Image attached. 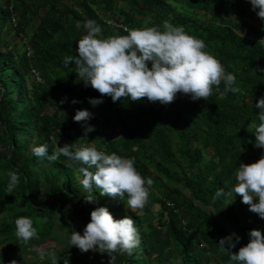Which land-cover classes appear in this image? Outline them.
I'll return each instance as SVG.
<instances>
[{"label": "trees", "instance_id": "16d2710c", "mask_svg": "<svg viewBox=\"0 0 264 264\" xmlns=\"http://www.w3.org/2000/svg\"><path fill=\"white\" fill-rule=\"evenodd\" d=\"M87 19L96 20L105 37L165 21L182 26L205 41V50L235 74L242 91L225 94L222 82L207 100L178 94L169 104L147 98L113 102L104 95L103 103L93 106L89 98L102 94L86 87L75 65L64 62L78 54ZM16 38L26 45L22 52ZM261 69L264 21L250 0H0V259L59 234H82L91 211L106 206L116 219L132 216L141 234L140 246L131 255L117 254L115 264H229L221 238L241 236L235 252L249 242L250 230L264 235V218L239 194L213 199L218 189L234 188L240 163L264 156L254 144L261 123L254 103L264 96ZM78 109L95 110L88 121L94 131L86 134L83 122L73 119ZM43 144L49 154L58 144H93L134 157L140 174L154 182L148 204L131 210L124 203L127 195L123 202L84 189L79 164L32 154ZM10 171L20 174L12 193ZM89 195L93 202L85 199ZM20 216L30 217L37 229L38 238L29 243L16 236ZM55 253L58 264L110 261L107 253L72 245Z\"/></svg>", "mask_w": 264, "mask_h": 264}, {"label": "clouds", "instance_id": "9594fccd", "mask_svg": "<svg viewBox=\"0 0 264 264\" xmlns=\"http://www.w3.org/2000/svg\"><path fill=\"white\" fill-rule=\"evenodd\" d=\"M250 4L257 16L264 20V0H250ZM83 27L86 34L78 40V54L65 57L64 62L75 65L76 73L86 87L91 86L102 94L99 98H89L93 106L103 103L104 95L110 96L113 102L122 98L130 101L147 98L150 102L169 104L178 94L188 95L193 101L207 100L222 82L225 94L242 91L235 74L228 72L217 57L205 50V41L189 34L182 26L165 21L162 26L129 28L125 30L127 34L107 37L94 19L84 21ZM78 102L72 100V103ZM254 107L258 109L261 121L255 130L254 144L264 149V96L254 103ZM93 115L88 109H78L73 119L83 122L87 134L95 130L88 123ZM32 154L53 162L59 161L61 156L67 157L80 165V183L84 189L92 191L96 188L101 195L123 202L127 195L124 203L128 209L142 210L149 202L154 182L140 174L134 157H123L116 152L109 154L93 144L82 148L74 144H58L52 154L48 152V145L43 144L34 146ZM8 177L7 188L12 193L20 184V174L10 171ZM235 179L237 183L230 192L225 193L220 188L213 199L224 195L230 197L234 192L250 206L251 211L264 218V156L250 164L240 163ZM85 199L93 202L94 196ZM90 217L82 234L74 231L70 236L71 245L81 252L107 253L109 264H115L117 254L131 255L140 246L141 234L132 216L116 219L106 206H100L91 211ZM15 225L16 236L25 243L38 238L30 217H17ZM248 235L249 242L235 252L231 249L236 247L241 236L233 233L220 239L221 250L230 253L229 264H264V235L259 229L250 230ZM37 252L41 261L50 259L51 264H58L55 251L40 248Z\"/></svg>", "mask_w": 264, "mask_h": 264}, {"label": "rangeland", "instance_id": "374dc122", "mask_svg": "<svg viewBox=\"0 0 264 264\" xmlns=\"http://www.w3.org/2000/svg\"><path fill=\"white\" fill-rule=\"evenodd\" d=\"M11 34H12V32L9 35H11ZM15 43L19 45V49L21 52L23 50H25L26 45H24L21 42V40L16 38ZM91 112L94 114L92 117V118H94L96 115V112H95V110H92ZM158 209H159V207H156L154 209V213H158ZM141 213H142V211H141ZM76 228H78V229L80 228L79 224L76 225ZM70 236L71 235L66 236L64 234H59L56 238L49 240L46 243L34 244V245L29 246V247L19 249L12 256H10L8 258L0 259V264H11L12 261H16L17 264H31L30 262L32 261L33 258H35V260H36V261H34L33 264H39L41 261H40L37 249L43 248L47 251L57 252V251L61 250L64 246L71 245ZM3 251H4V246H0V252H3Z\"/></svg>", "mask_w": 264, "mask_h": 264}]
</instances>
